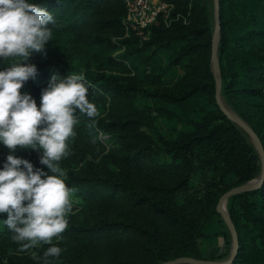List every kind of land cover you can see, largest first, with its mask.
Returning a JSON list of instances; mask_svg holds the SVG:
<instances>
[{
  "label": "trees",
  "instance_id": "trees-1",
  "mask_svg": "<svg viewBox=\"0 0 264 264\" xmlns=\"http://www.w3.org/2000/svg\"><path fill=\"white\" fill-rule=\"evenodd\" d=\"M174 7L167 15L158 14L149 27L147 39L141 44L136 37L123 38L125 51L120 55L132 67H150L151 78L156 76L155 52L171 50L168 64L179 65L183 74L173 91L146 89L116 74L61 63L52 58L21 61L37 68L34 79L20 89L27 92L40 106L41 90L46 88L55 73L83 74L90 85L87 99L110 95L127 99L140 90L156 102V109L170 104L181 108L178 117L192 127L176 135H161L153 143L140 131L123 133L135 136L140 142L130 161L147 167L159 181L146 191L119 178H109L97 171H68L63 178L68 187L81 198L125 206V217L108 214L91 224L69 221L62 237L69 243L51 264H152L180 255L197 256V239L202 234L198 223L217 213L219 196L228 188L247 181L259 170L258 154L248 141L247 134L219 108L215 100V81L210 52L212 26L203 0H171ZM45 7L53 15L55 32L73 33L88 26L112 27L125 33L122 23L125 14L123 0H28ZM220 30L218 62L221 72V93L257 133L264 147V0H218ZM189 13V20L183 14ZM19 59L0 62V71ZM165 70V69H163ZM127 106V105H126ZM77 111L76 115L79 116ZM130 115L118 123L138 129L146 117L141 110H130ZM128 125H125L127 124ZM134 123V124H131ZM24 149L10 153L0 143V164L9 154L18 155ZM169 160H158V154ZM35 169L49 170L39 163ZM51 174V173H49ZM44 177H42L43 179ZM198 179L197 187L192 181ZM27 203V202H25ZM229 213L234 222L238 246L229 264H264V180L257 187L231 196ZM45 251L37 248L39 255ZM212 258V257H211ZM159 262V263H160ZM158 263V264H159ZM19 264H40L31 259Z\"/></svg>",
  "mask_w": 264,
  "mask_h": 264
},
{
  "label": "rangeland",
  "instance_id": "rangeland-1",
  "mask_svg": "<svg viewBox=\"0 0 264 264\" xmlns=\"http://www.w3.org/2000/svg\"><path fill=\"white\" fill-rule=\"evenodd\" d=\"M164 1L167 11H171L175 2L171 0ZM203 3L208 9L213 32L215 22L213 0H203ZM183 19L188 21L189 13L183 14ZM128 35L126 33L123 35L119 34L112 27L97 26L96 24L73 33L53 31L51 41L45 45L47 55L42 56L39 53H34L30 60L52 58L61 63L73 65L81 71L90 68L116 74L120 79L134 81L140 87L146 89L175 90L178 86V80L183 74V69L179 65L168 64L172 51L165 49L155 52V57L160 66L157 67L156 76L151 78L149 75L150 67L140 65L134 68L128 61L120 59V55L125 51L122 39L126 36L128 37ZM131 36L136 37L139 44L147 39L133 32ZM11 59L19 58H0V62ZM221 97L224 104L232 112L239 115L222 93ZM89 102L96 105L99 115L95 118L96 122L93 125L86 115L79 114V123L74 127L75 136L68 140L69 151L72 154L62 158L59 162V166L66 170V175L70 170L82 172L94 170L109 178L128 180L133 183L135 188L146 191L160 178L147 167L130 161V156L136 150V146L140 141L135 136H125L123 133L138 130L148 135L152 142L156 143L161 135L167 136L170 134L174 136L179 131H186L192 127L191 123H186L178 117V114L182 115L181 108L176 109L170 104H165L161 105L157 110L154 99L145 96L140 90L134 92L127 99H116L107 95L97 96ZM131 105L133 111L139 109L143 114L147 115L146 117H139L143 121L140 122L138 129H131L130 126H123L118 123L119 120H124L130 116L124 114L130 110ZM261 116L263 117L264 115L259 113L258 117ZM125 125H128V123ZM247 136L248 141L258 154L259 170L253 177L249 178L253 179L258 176L262 161L252 138L248 134ZM39 151L38 149H28L24 150V153L21 152V154L15 156L31 162L35 171L34 163L37 160ZM156 158L158 160H169L167 154L163 153L158 154ZM5 162V159L1 162L0 170L3 169ZM192 183L194 187L199 185L198 179H194ZM230 200L231 196L225 202V208L228 213ZM72 206L73 211L67 217L70 222L75 224L88 225L106 214L116 218L125 217V206L121 201L110 203L102 199L88 202L74 192L72 195ZM6 218V214H0V264H19L26 260L29 253L20 252L18 250L19 246L12 242L11 233L3 224ZM198 226L202 234L197 239L198 254L196 257L227 259L232 248V237L228 224L222 215L217 212L208 218L202 219L201 216ZM52 243L63 249L62 254L69 252V243L64 237L59 240L54 238ZM49 246L51 245H43L40 248L46 250ZM32 251H36V249ZM159 262L152 264H158ZM177 264L190 263L181 262Z\"/></svg>",
  "mask_w": 264,
  "mask_h": 264
},
{
  "label": "clouds",
  "instance_id": "clouds-1",
  "mask_svg": "<svg viewBox=\"0 0 264 264\" xmlns=\"http://www.w3.org/2000/svg\"><path fill=\"white\" fill-rule=\"evenodd\" d=\"M50 25L58 27L45 7L28 0H0V58H19L0 71V143L10 153L17 148L42 150L39 163L49 170L34 171L31 162L9 154L0 170V214H6L3 224L18 250L40 264L61 256L63 249L52 242L62 238L66 217L73 211L76 190L66 185V170L59 162L72 154L68 140L79 123L76 113L86 115L93 125L99 115L87 99L90 85L83 74L60 78L53 73L41 90L39 108L27 92L21 94L24 84L37 75L34 64L21 61H29L34 53L47 55ZM43 245L51 246L42 255L32 251Z\"/></svg>",
  "mask_w": 264,
  "mask_h": 264
},
{
  "label": "water",
  "instance_id": "water-1",
  "mask_svg": "<svg viewBox=\"0 0 264 264\" xmlns=\"http://www.w3.org/2000/svg\"><path fill=\"white\" fill-rule=\"evenodd\" d=\"M213 5H214L215 22H214V29L211 38V64H212V71L215 81V100L219 108L228 116V118H230L233 122H235L252 138L254 145L261 158L262 164H261L260 172L256 178L249 179L247 181L241 182L239 184H236L228 188L227 190L222 192L216 203V211L222 215L223 219L228 224L232 237V248L227 259H223V260L206 259V258L194 257L190 255H180L174 258L163 260L159 264H177L181 262L190 263V264H229L236 254V250L238 246V237L234 222L232 221L230 214L226 211L225 202L230 196L236 193L245 192L250 189L259 187L264 180V148L259 136L255 132V130L244 119H242L239 115L232 112L224 104L221 97V72H220L219 62L217 59V48H218L219 30H220V15H219L218 0H213Z\"/></svg>",
  "mask_w": 264,
  "mask_h": 264
},
{
  "label": "built area",
  "instance_id": "built-area-1",
  "mask_svg": "<svg viewBox=\"0 0 264 264\" xmlns=\"http://www.w3.org/2000/svg\"><path fill=\"white\" fill-rule=\"evenodd\" d=\"M125 5V14L122 23L125 27V33L130 31L148 37L149 27L157 19L159 13L167 11L164 0H123Z\"/></svg>",
  "mask_w": 264,
  "mask_h": 264
}]
</instances>
